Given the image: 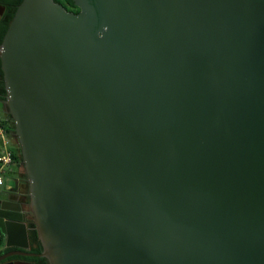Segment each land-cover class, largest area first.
Wrapping results in <instances>:
<instances>
[{"label": "water", "instance_id": "1", "mask_svg": "<svg viewBox=\"0 0 264 264\" xmlns=\"http://www.w3.org/2000/svg\"><path fill=\"white\" fill-rule=\"evenodd\" d=\"M72 1L21 0L0 44L37 255L264 264V0ZM1 208L0 259L30 255Z\"/></svg>", "mask_w": 264, "mask_h": 264}, {"label": "flooded vegetation", "instance_id": "2", "mask_svg": "<svg viewBox=\"0 0 264 264\" xmlns=\"http://www.w3.org/2000/svg\"><path fill=\"white\" fill-rule=\"evenodd\" d=\"M4 11H5V6L3 10L0 7V16L4 13ZM3 188L0 192V212L7 213L4 209L1 208L4 205L5 206L9 205L12 208L18 209L19 215L26 227V233H27V239H28L27 252L31 254L30 255L10 254L0 259V264H41L38 260L41 259L42 256L37 255L38 253L41 252V250L37 251L34 249L36 248V245L33 244L31 240V236H30V232L32 230H35V231L37 230L35 227L34 216H33L30 204H29V195H28V198H26L27 196L23 192V183L21 182L19 178H14L11 185L7 189H3ZM31 223H34V226H33L34 228L30 226ZM0 234L3 238V245L0 247V256L20 249L17 246H6L4 235L1 232ZM10 241L23 243L21 240H19V238H16V239L11 238ZM34 258H39V259L34 260Z\"/></svg>", "mask_w": 264, "mask_h": 264}, {"label": "trees", "instance_id": "3", "mask_svg": "<svg viewBox=\"0 0 264 264\" xmlns=\"http://www.w3.org/2000/svg\"><path fill=\"white\" fill-rule=\"evenodd\" d=\"M21 0H0V4L5 6V11L4 13L0 16V44L2 41V37L4 35V32L7 28V24L8 21L10 20V18L12 17L14 11H15V7L16 5L20 2ZM56 2H59L60 4H62L67 10H71L76 12L78 10V8L74 5L72 0H54ZM0 99L4 100L6 99V91H5V87L3 84V79H2V72L0 70ZM6 118L5 120V125H6V130L8 132V135L10 137L13 136L15 139V143H12L9 145V150L11 152V156H12V164L11 165H15L16 167V172L14 174H16L15 176H17L21 182L23 183V192L26 194V198H28L29 195V188H28V181H27V177L24 171V167H23V160L21 157V153H20V148H19V144L16 140V136L14 133V124H13V120L9 114V112L6 111L5 116ZM13 134V135H12ZM30 226H34V223H31ZM36 227V225H35ZM34 228V227H33ZM30 236H31V240L33 242V244L36 245V248H34L37 251L41 250V244L38 238V233L35 230H32L30 232ZM3 245V238L0 234V247ZM39 258H34V260H38ZM41 264H49L46 258L41 257V259L38 260Z\"/></svg>", "mask_w": 264, "mask_h": 264}, {"label": "built area", "instance_id": "4", "mask_svg": "<svg viewBox=\"0 0 264 264\" xmlns=\"http://www.w3.org/2000/svg\"><path fill=\"white\" fill-rule=\"evenodd\" d=\"M6 118L2 116L0 111V142L2 146V151L0 153V192L5 183V171H7L8 167L12 164V156L11 152L7 146V130L5 125Z\"/></svg>", "mask_w": 264, "mask_h": 264}, {"label": "crops", "instance_id": "5", "mask_svg": "<svg viewBox=\"0 0 264 264\" xmlns=\"http://www.w3.org/2000/svg\"><path fill=\"white\" fill-rule=\"evenodd\" d=\"M4 102H5L4 100L0 99V111H1L2 116H5V113H6V108L4 106ZM7 136L9 137L8 132H7ZM9 145H10V143L7 144L8 148H9ZM1 151H2V146H0V153H1ZM7 172L5 174V185H4L3 189H7L11 185L13 179L18 178L17 176H15L16 174H14L16 172L15 165H10L7 169ZM12 246H15V245H12Z\"/></svg>", "mask_w": 264, "mask_h": 264}, {"label": "rangeland", "instance_id": "6", "mask_svg": "<svg viewBox=\"0 0 264 264\" xmlns=\"http://www.w3.org/2000/svg\"><path fill=\"white\" fill-rule=\"evenodd\" d=\"M13 135V134H12ZM6 139H7V141H8V143H10V144H12V143H15V139H14V137L13 136H11L10 135V137H8L7 135H6ZM7 143V144H8ZM0 146H1V143H0ZM7 171H5V173H6ZM8 173V172H7Z\"/></svg>", "mask_w": 264, "mask_h": 264}]
</instances>
